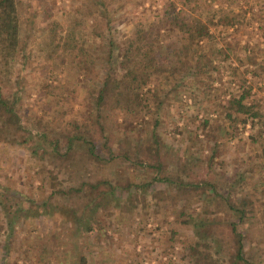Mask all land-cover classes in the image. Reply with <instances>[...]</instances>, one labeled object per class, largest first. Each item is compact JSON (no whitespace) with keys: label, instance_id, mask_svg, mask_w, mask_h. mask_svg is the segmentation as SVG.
Returning a JSON list of instances; mask_svg holds the SVG:
<instances>
[{"label":"rangeland","instance_id":"374dc122","mask_svg":"<svg viewBox=\"0 0 264 264\" xmlns=\"http://www.w3.org/2000/svg\"><path fill=\"white\" fill-rule=\"evenodd\" d=\"M20 1L22 48L9 56L0 49V94L15 101L23 128L32 137L21 142L0 133V264H190L189 247L195 242L207 244L198 249L208 250L217 264H230L226 224L235 219L221 198L237 203L242 196L254 205L253 215L246 207L239 226L245 259L264 264V0ZM171 2L180 16L206 20L222 10L240 15L239 22L230 28L208 25L213 39L199 42L196 49L206 70L198 63L196 72L178 79L152 78L141 91L149 107L139 117L109 111L104 134L109 149L120 157L90 163L84 171L88 159L82 148L77 147L73 160L51 156L49 139L59 141L62 153V134L88 114L87 99L96 94L92 88L106 66L97 59L94 78L89 74L86 85L83 72L78 74L68 57H47L46 28L53 22L68 25L73 20L68 15L79 19L80 10L94 12L103 35L114 40L113 69L121 76L120 57L136 26L156 24ZM84 20L78 27V45L98 49L100 38L89 34L95 23ZM173 39L174 34L159 40L166 44ZM242 80L251 88L246 104L255 105L258 118L226 117L223 105L231 95H239ZM40 132L48 140H38ZM95 139L96 145L102 144L99 136ZM97 152L107 157L105 149ZM125 156L129 161L122 160ZM75 159L80 174L69 170ZM156 162L162 166L160 174L143 166ZM156 175L208 186L185 201L155 202L152 193L163 191L162 183L134 186L147 185ZM99 178L116 185L101 200L110 215L87 199L67 200L58 191ZM81 212L86 218L82 225L92 227L90 233L78 226ZM92 217L94 221H88Z\"/></svg>","mask_w":264,"mask_h":264},{"label":"trees","instance_id":"16d2710c","mask_svg":"<svg viewBox=\"0 0 264 264\" xmlns=\"http://www.w3.org/2000/svg\"><path fill=\"white\" fill-rule=\"evenodd\" d=\"M183 1L190 2L192 0ZM172 6L171 2L164 12V17L156 24L136 26L133 38L128 40L120 57L119 71L123 72L121 76L117 75L113 69L112 52L115 47L114 40L109 35L108 38L103 35L101 21L97 20L94 12L88 13L80 10L82 14L79 19L70 18L68 15L69 19H73L68 25L62 26L60 23L53 22L46 28L44 46L47 57L50 59L54 57H68L70 62L76 67L77 73L83 72L82 75L85 76L86 85L89 82V74L92 75L91 79L94 78L95 72L93 68L97 59L106 66L104 76L98 86L92 88L96 94L87 99L88 114L84 115L80 123L73 122L70 132L62 134L65 147L63 152H59V141L57 139H49V141L51 140L48 143L50 145L49 154L51 156L59 157L63 160H73L71 155L78 148H82L85 150L86 158L90 161L86 159L89 163L87 161L83 162L84 171H88L90 163L96 165L100 164L101 161L110 162L120 157V155L115 154L109 149L110 147L106 142L107 139L104 134V124L110 116L109 111H120L124 118L130 117L135 119L149 107L143 103L144 99L141 91L152 78L158 82L167 79H178L176 76H186L192 70L195 71L198 63L202 71L206 70V65L198 61L199 57H197L198 55L196 56V49L199 42H209L213 39V35L208 30V25H220L224 28H230L238 23L240 18V15L220 10L213 12L211 19L208 17L209 19L202 20L200 17H193L190 14L180 16L179 12L172 11ZM21 7H23V4L20 0H0V49L7 56L12 54V52L17 54L22 48L18 25ZM86 18L93 20L95 23L90 28L89 34L100 38L98 49L89 47V44H86L87 46L83 43L78 45L82 36L79 28L84 26V19ZM213 18H215V22H213ZM105 27L109 32L110 27L108 22L105 24ZM161 30L163 31L161 32ZM173 34L174 39L169 43L165 44L159 40ZM243 83L244 81L242 80L238 89L240 91L239 95L230 94L231 97L223 105L226 117L229 119H232L233 114L249 118H258L260 116L259 112L255 109V105L246 104V99L250 96L251 88L244 86ZM15 100L17 101L16 98ZM157 123L155 121V127ZM22 124L23 122L19 117L15 101H10L0 94V133L5 138L16 136L21 142H26L25 139L32 136L23 128ZM95 135L102 139V144L96 145ZM36 137L38 140H48L45 132H40ZM97 148L105 149L107 155L105 159L98 156ZM33 153L36 154L35 151ZM122 160L129 161V158L125 156ZM75 162L76 159L70 165L69 170L80 174V170L75 167ZM143 166L157 170L158 172L156 173L158 174L162 170V166L158 162L155 164H143ZM154 183H162L164 186L163 191H153L151 198L155 202H163L166 199L172 202L185 201L191 195H195L197 191H202L205 186H208L203 181L186 182L180 176L169 178L167 176L161 177L156 175L147 185H138L137 187L134 186V188H148ZM115 186L111 182L99 178L93 182L80 180L77 187L58 191L67 200L73 199L74 196L79 198V200L87 199L89 203H94V207L99 209L101 213H106L107 204L105 202L102 203L101 200L106 199V195L116 189ZM128 187L129 185L124 187V190L127 191ZM211 189L215 191L214 186H211ZM221 202L226 205L230 213H233L235 219L226 224L232 245L230 264H238L239 262L253 264L245 259L244 234L239 231L240 223L243 222L245 217L246 207H250L249 211L252 215L254 213L252 200L249 197L242 196L237 200V203L232 202L231 199L229 201L227 198H221ZM236 204L237 206L239 205L238 208ZM74 209H76L75 211L73 210L74 213H77L76 211L79 210L78 207H74ZM87 219L88 221H94V217ZM77 220L78 226L82 229L84 227L86 232L90 233L92 231V227L82 225V222L86 220L84 213L82 214L81 212ZM184 223L186 224L187 222ZM199 245L208 248L207 244L203 243L195 242V244L190 245L191 255L189 263L217 264V260L213 258V255L208 250L204 252L199 251Z\"/></svg>","mask_w":264,"mask_h":264}]
</instances>
